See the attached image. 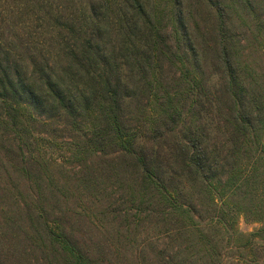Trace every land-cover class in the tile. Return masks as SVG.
<instances>
[{
  "label": "trees",
  "instance_id": "trees-1",
  "mask_svg": "<svg viewBox=\"0 0 264 264\" xmlns=\"http://www.w3.org/2000/svg\"><path fill=\"white\" fill-rule=\"evenodd\" d=\"M165 3L0 0V165L38 196L144 213L152 264H264V75L227 4L198 0L197 26ZM51 234L70 264L98 260Z\"/></svg>",
  "mask_w": 264,
  "mask_h": 264
},
{
  "label": "rangeland",
  "instance_id": "rangeland-1",
  "mask_svg": "<svg viewBox=\"0 0 264 264\" xmlns=\"http://www.w3.org/2000/svg\"><path fill=\"white\" fill-rule=\"evenodd\" d=\"M155 1L169 11L167 0ZM182 1L190 11L188 22L204 24L200 17L204 7L198 6V0ZM220 1L227 4L237 56L248 69L264 75V0ZM214 55L213 49L209 56ZM95 197L76 194L67 201H56L47 189L38 196L27 180L8 182L1 164L0 264H70L52 231L56 235L61 232L71 242L76 240L93 258H98L95 264H152L149 248L144 249L157 232L151 220L144 213L133 217V211L128 215L118 210L111 197L101 201ZM40 208L45 211L44 217ZM258 226L243 217L238 220L242 233L252 232Z\"/></svg>",
  "mask_w": 264,
  "mask_h": 264
}]
</instances>
